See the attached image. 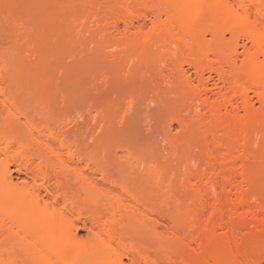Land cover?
Masks as SVG:
<instances>
[{
  "label": "bare ground",
  "instance_id": "6f19581e",
  "mask_svg": "<svg viewBox=\"0 0 264 264\" xmlns=\"http://www.w3.org/2000/svg\"><path fill=\"white\" fill-rule=\"evenodd\" d=\"M104 1L87 5L79 22L114 28L123 24L125 51L135 61H146L153 50L160 55L158 63L172 58L177 72H186L187 65L201 78L205 72L218 73L224 86L205 105L213 123L212 156L224 165L192 172L196 184L188 198L175 194L174 177L164 167L142 158L148 183L113 179L103 156L85 150L61 124L52 127L45 118L36 122L21 107L4 85L14 58L0 51V100L9 113L24 117L31 130L19 133L7 117H0V264H264V234L257 236L260 248L247 237L248 227L264 232V198L250 190L253 177L245 162L252 142L264 150V0H113L116 6ZM77 21L73 17L67 24ZM243 39L250 45L238 66L237 47ZM200 81L197 89L203 94L205 82ZM231 137L242 146L219 155ZM125 153L137 161L131 149ZM12 165L31 174L33 182L15 183ZM229 167L238 170V177L227 174ZM85 171L100 174L116 190L98 188ZM71 183L82 188V196ZM83 218L86 238L78 235ZM134 219L151 229L171 221L158 254L127 235L126 226Z\"/></svg>",
  "mask_w": 264,
  "mask_h": 264
},
{
  "label": "rangeland",
  "instance_id": "374dc122",
  "mask_svg": "<svg viewBox=\"0 0 264 264\" xmlns=\"http://www.w3.org/2000/svg\"><path fill=\"white\" fill-rule=\"evenodd\" d=\"M103 1L0 0V51L12 53L14 58L13 70L4 85L23 109L33 113L36 122L45 118L52 127L61 124L63 132L85 150L93 149L103 156L102 161L113 179L146 184L147 171L139 162L150 161L152 165L164 167L167 176L174 177L176 195L191 196L194 194L191 184H196L192 176L195 171L207 173L213 167L221 165L219 169H222L224 165L212 156L216 154L210 135L213 123L209 106L206 107L224 82L217 72H205L201 78L194 67L187 65L186 72H177L175 66L171 68L175 65L170 62L172 58L158 63L160 55L153 50L147 54L146 61H135L125 51L123 24L114 28L79 22L87 5ZM104 2L106 6L117 5L113 0ZM73 17L78 19L77 24L69 26ZM53 21L55 25L51 27ZM246 41L243 39L237 47L238 66L242 64L246 46L250 45ZM222 51L226 53V49ZM200 80L205 82L203 94L197 89ZM253 99L259 107L257 98ZM14 114L0 100V117L3 120L7 117L13 130L31 134L25 118ZM233 140V137L227 139L226 146L217 153L222 156L242 146L237 139ZM256 142L248 145L247 155L250 154L245 162L253 177L250 190L264 198V150ZM127 149L137 156V161L128 160ZM228 169L227 174L239 175L238 170ZM11 170L15 183L33 182L32 175L20 172L16 165ZM84 173L87 180L92 176L90 179L98 188L116 190L103 182L100 174ZM74 184L71 183V188L82 196V188ZM41 195L46 196L43 188ZM168 219L155 229L130 220L127 235L158 254L166 226L171 223ZM82 220L78 222V235L86 238L89 230L83 226L86 218ZM247 230L249 240L254 239L253 247L260 248L263 243L257 236L264 232L252 227Z\"/></svg>",
  "mask_w": 264,
  "mask_h": 264
}]
</instances>
